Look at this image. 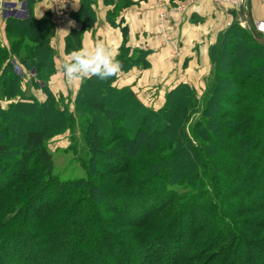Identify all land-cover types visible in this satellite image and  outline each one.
Here are the masks:
<instances>
[{"label":"trees","instance_id":"16d2710c","mask_svg":"<svg viewBox=\"0 0 264 264\" xmlns=\"http://www.w3.org/2000/svg\"><path fill=\"white\" fill-rule=\"evenodd\" d=\"M104 1L112 25L132 2ZM89 2L66 52L93 19ZM49 16L9 19L17 36L0 47V264H88L81 240L100 250L94 264H264V39L232 22L209 49L200 94L179 83L155 109L116 87L118 74L90 76L70 108L46 84L55 71ZM125 43L121 71L147 66L148 52ZM15 58L43 82V101L21 89ZM67 130L86 176L60 179L49 168L46 139Z\"/></svg>","mask_w":264,"mask_h":264},{"label":"crops","instance_id":"0c3cea01","mask_svg":"<svg viewBox=\"0 0 264 264\" xmlns=\"http://www.w3.org/2000/svg\"><path fill=\"white\" fill-rule=\"evenodd\" d=\"M131 1L118 9L115 25H112L107 16L114 5L104 0H90L93 19L81 35L79 49L92 48L97 41H103L112 48L116 58L126 36L125 44L131 50L147 51V66L120 71L114 85L118 88L130 87L143 104L155 109L163 105L166 92L175 85L189 83L197 88L196 84L203 82L212 68L210 47L232 22L240 24L246 19L240 13L239 6L237 9H226L212 0H199L185 10H177L176 7L186 0ZM47 3L48 0H3L0 47L9 50L17 36L7 28L9 19H39L47 13L50 15ZM70 3V16L63 24L54 25V35L49 41L55 71L46 84L52 93L73 98L82 78L67 80L62 64L72 51L79 50L66 52L65 39L71 30L82 27L83 12L80 7L83 0H70ZM245 4L243 10L249 12L250 22L264 21V0H246ZM49 19L53 22L51 15ZM14 63L17 71L23 74L21 89L27 95L43 101L46 94L41 89V79H37L33 69L28 71L16 58ZM33 80L39 85H33Z\"/></svg>","mask_w":264,"mask_h":264},{"label":"rangeland","instance_id":"374dc122","mask_svg":"<svg viewBox=\"0 0 264 264\" xmlns=\"http://www.w3.org/2000/svg\"><path fill=\"white\" fill-rule=\"evenodd\" d=\"M240 6V5H239ZM244 6L246 4L244 3ZM237 9V8H235ZM251 25L253 26L255 22H250ZM242 27H247V25L242 26ZM208 75L204 78L203 82L196 84L197 88V93L200 94L201 90L204 88L205 81L207 80ZM193 86V85H192ZM62 95V94H61ZM64 98H69L65 99V102L68 101L69 107L72 108V98H70L68 95L64 96ZM153 103V101H151ZM148 103V101H147ZM2 106L5 107L7 103L5 101L1 102ZM148 106V105H147ZM151 107V106H150ZM154 108V107H153ZM72 136V132L69 130L60 133V134H55V135H50L46 139V146L47 149L51 152L52 154V163L50 164V169L55 175H58L60 179H66V178H74V177H82L86 176L85 170L83 167L80 165V162L76 160V156L80 155V150H79V138L77 133L74 134L75 136V148L71 149L69 147L70 145V139ZM18 142V141H17ZM19 143V142H18ZM77 149L75 152L74 150ZM109 183H113L112 181ZM74 226H71L73 229ZM79 245L83 248V251H86L88 258H89V263L88 264H94L97 260L100 259V250L96 249L95 247L91 245L86 246L81 240ZM134 258V256H132ZM38 259H43V258H38ZM135 260L137 261H143L142 257H135Z\"/></svg>","mask_w":264,"mask_h":264},{"label":"clouds","instance_id":"9594fccd","mask_svg":"<svg viewBox=\"0 0 264 264\" xmlns=\"http://www.w3.org/2000/svg\"><path fill=\"white\" fill-rule=\"evenodd\" d=\"M62 68L69 81L90 76L106 81L115 77L121 71L122 65L115 59V53L110 46L103 41H97L92 48L83 47L72 51L64 58Z\"/></svg>","mask_w":264,"mask_h":264},{"label":"built area","instance_id":"2783aa9c","mask_svg":"<svg viewBox=\"0 0 264 264\" xmlns=\"http://www.w3.org/2000/svg\"><path fill=\"white\" fill-rule=\"evenodd\" d=\"M199 0H186L184 3L177 5V10H185L187 6L193 5ZM214 3L226 8L235 9L241 3V0H212ZM48 10L53 19L54 25H61L71 14V3L70 0H48ZM3 8V0H0V12ZM241 26H245V22H240ZM264 21H257L254 23V30L262 36L264 39Z\"/></svg>","mask_w":264,"mask_h":264},{"label":"water","instance_id":"95a60500","mask_svg":"<svg viewBox=\"0 0 264 264\" xmlns=\"http://www.w3.org/2000/svg\"><path fill=\"white\" fill-rule=\"evenodd\" d=\"M246 0H241V3H240V6H239V10H240V13L242 14V16H244L246 19H245V23L249 29V31L251 32L252 36L255 38L256 41L258 42H263V38L260 34H258L253 26L251 25L250 23V15H249V12L248 11H245L243 10L244 9V3H245Z\"/></svg>","mask_w":264,"mask_h":264}]
</instances>
